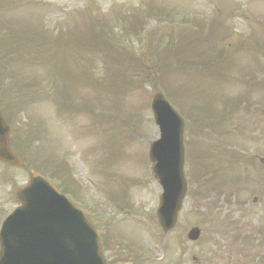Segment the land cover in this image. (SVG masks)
<instances>
[{
    "label": "rangeland",
    "instance_id": "rangeland-1",
    "mask_svg": "<svg viewBox=\"0 0 264 264\" xmlns=\"http://www.w3.org/2000/svg\"><path fill=\"white\" fill-rule=\"evenodd\" d=\"M263 64L264 0H0L1 100L24 162L0 164V224L42 167L102 234L131 233L156 264H264V197L246 206L255 196L243 173L221 176L222 190L211 175H192L213 168L199 152L221 142V131L232 130L234 152L246 140L244 102ZM158 92L185 120L189 186L165 240L156 219L162 189L148 159L159 138L151 112ZM126 215L124 228L115 223ZM193 227L202 232L195 243L187 240Z\"/></svg>",
    "mask_w": 264,
    "mask_h": 264
},
{
    "label": "water",
    "instance_id": "water-1",
    "mask_svg": "<svg viewBox=\"0 0 264 264\" xmlns=\"http://www.w3.org/2000/svg\"><path fill=\"white\" fill-rule=\"evenodd\" d=\"M152 109L161 138L153 143L150 159L165 189L158 215L166 232L175 225L185 195L183 122L160 95ZM8 133L0 114V160L19 165L8 146ZM20 197L23 207L1 234L0 264H105L93 228L48 183L32 175L31 185ZM197 236L193 231L190 238Z\"/></svg>",
    "mask_w": 264,
    "mask_h": 264
},
{
    "label": "flooded vegetation",
    "instance_id": "flooded-vegetation-1",
    "mask_svg": "<svg viewBox=\"0 0 264 264\" xmlns=\"http://www.w3.org/2000/svg\"><path fill=\"white\" fill-rule=\"evenodd\" d=\"M264 97V95H263ZM257 120V122H256ZM256 122V124H255ZM249 142L253 144L252 158L250 169L254 172L258 171L259 174L264 175V165L260 162V159L264 158V112L258 116L255 115L254 123L251 125Z\"/></svg>",
    "mask_w": 264,
    "mask_h": 264
}]
</instances>
